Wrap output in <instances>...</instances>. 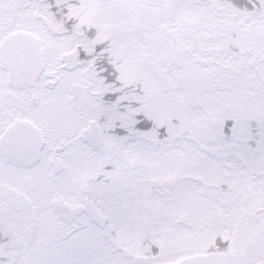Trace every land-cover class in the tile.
Here are the masks:
<instances>
[{
    "label": "snow or ice",
    "instance_id": "1",
    "mask_svg": "<svg viewBox=\"0 0 264 264\" xmlns=\"http://www.w3.org/2000/svg\"><path fill=\"white\" fill-rule=\"evenodd\" d=\"M0 264H264V0H0Z\"/></svg>",
    "mask_w": 264,
    "mask_h": 264
}]
</instances>
